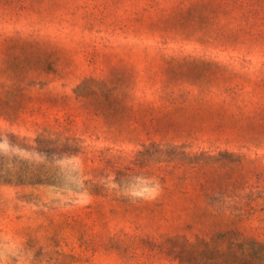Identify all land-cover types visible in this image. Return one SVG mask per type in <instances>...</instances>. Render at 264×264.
Listing matches in <instances>:
<instances>
[{
	"label": "rangeland",
	"instance_id": "374dc122",
	"mask_svg": "<svg viewBox=\"0 0 264 264\" xmlns=\"http://www.w3.org/2000/svg\"><path fill=\"white\" fill-rule=\"evenodd\" d=\"M228 229L264 243V0H0V264H180Z\"/></svg>",
	"mask_w": 264,
	"mask_h": 264
},
{
	"label": "trees",
	"instance_id": "16d2710c",
	"mask_svg": "<svg viewBox=\"0 0 264 264\" xmlns=\"http://www.w3.org/2000/svg\"><path fill=\"white\" fill-rule=\"evenodd\" d=\"M70 141L67 138L64 143L60 139L41 137L36 140L38 144L36 149L47 154L49 149L46 148L50 145L57 143L68 145ZM167 149L153 144L151 148L147 147L146 151L153 157L161 158ZM189 247L187 259L178 257L180 264H264V243L256 238L243 236L237 229L219 232L210 241L201 239L196 243H190Z\"/></svg>",
	"mask_w": 264,
	"mask_h": 264
}]
</instances>
